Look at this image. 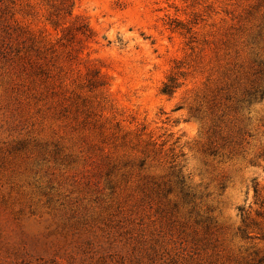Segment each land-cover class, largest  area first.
Listing matches in <instances>:
<instances>
[{"label": "rangeland", "instance_id": "1", "mask_svg": "<svg viewBox=\"0 0 264 264\" xmlns=\"http://www.w3.org/2000/svg\"><path fill=\"white\" fill-rule=\"evenodd\" d=\"M59 1L0 0V264H264V0Z\"/></svg>", "mask_w": 264, "mask_h": 264}, {"label": "trees", "instance_id": "2", "mask_svg": "<svg viewBox=\"0 0 264 264\" xmlns=\"http://www.w3.org/2000/svg\"><path fill=\"white\" fill-rule=\"evenodd\" d=\"M74 6H75V0H60L59 5L57 6V9L55 10V13L52 14V16L54 15L56 18L59 19L61 15L65 13H69L70 15H72ZM50 20H52L53 23L54 19H50ZM74 26L75 28L79 29L84 27V24L79 22V20H77ZM163 93L170 94L172 93V90H169L168 87L166 86V88L163 90Z\"/></svg>", "mask_w": 264, "mask_h": 264}]
</instances>
